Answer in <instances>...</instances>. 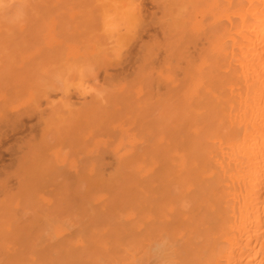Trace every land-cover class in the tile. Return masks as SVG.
<instances>
[{"label": "bare ground", "instance_id": "6f19581e", "mask_svg": "<svg viewBox=\"0 0 264 264\" xmlns=\"http://www.w3.org/2000/svg\"><path fill=\"white\" fill-rule=\"evenodd\" d=\"M106 1L38 76L0 0V264H264V0Z\"/></svg>", "mask_w": 264, "mask_h": 264}, {"label": "rangeland", "instance_id": "374dc122", "mask_svg": "<svg viewBox=\"0 0 264 264\" xmlns=\"http://www.w3.org/2000/svg\"><path fill=\"white\" fill-rule=\"evenodd\" d=\"M37 1H38V2H37ZM39 1H44V2H43V3H42V2L39 3ZM49 1H50V2H49ZM63 1H64V2H63ZM65 1H66V0H62L63 3H65ZM67 1H68V0H67ZM67 1H66V2H67ZM71 1H72V2H71ZM71 1L69 0V1L67 2V4L65 3V4H66V8H67V10H70L68 7L73 6L72 4H73V3H76L75 0H71ZM82 1H83V5H80L79 3L82 2ZM84 1L86 2V4H85ZM90 1L92 2V4H88V6L90 5L88 8H87V2H88V0H80V1L77 0L78 3H76L75 5L79 4V5L81 6V8L79 7V9H82V6H84L83 9H86L85 11H89V14H90V12H91V14H92L91 17H93V16H95V15L98 16L99 13L94 12L95 15H93V14H94L93 11H94V10L96 11L97 8L99 9L100 6H98V5H101V3L99 4V0H98L97 2H96V0H95L96 4H94V0H90ZM101 1L103 2V1H105V0H101ZM107 1H110V0H107ZM107 1H106V2H107ZM26 2H27L28 4H27ZM34 2L36 3L35 5H34ZM45 2H46V0H35V1H34V0H29V1H28V0H24L25 5H27V6H23V7H22V5H24V4H22L21 7H20L19 9H18V7H19L18 4L15 6V8L17 9L18 12H19V10H20L21 8H23V9L25 8V11L27 12V13H26L24 10L21 9L22 12H20V13H23V16L26 17V20H27V21H25V22H21V21L18 22V20H14V21L18 22V26H17V25L14 26V27H15V30H14V27H13V29L11 28L13 32L17 31L16 29H18V34H19V33H20V34H23V36L21 35V38H22V37H25V35H27V34H26V31L23 33V31H21V29H22V30H25V29L28 27L27 22H30L31 19L35 17V16H33L32 18H30V15H29V14L32 13V11H31L32 8H35V7H36V8H39V6H40V8L42 9V11L45 10V12H38V10L40 11L41 9H38V10L36 11V12L39 13V16H40L41 18H39V16L37 15V13H36L35 11H33V13L35 12L34 14L36 15V17H35L34 19H32V22L34 23L33 26H35V27H33L32 25H31V27H33L34 30H35V28H36L35 31H39V30L41 29V31H40V33H39V35H40L41 37H40L39 35H37L38 37H40V39L38 38V39H37L38 41L36 42V41H34L35 39L32 37V33L30 34V32H29L28 34L32 37L31 39H32V40L34 39L33 41L36 42V43H38V44H37L36 46H35V44H33L35 47H33V48L31 47V48H29L28 50H27V47H28V46H27V47L25 46V45L28 44L27 42H24V43H26V44H23L22 46H21V45L19 46L18 43L16 42L14 46H15L16 48H17L18 46H19V47H18L15 51H17L20 47H21V49H24V48H25V49L27 50V51H25V50H21V51H20V49H19L18 51H19L21 54H20L18 51L15 52L16 55H18V53H19V55H18L17 57H18V59L20 60V62H16V61H15V60L17 59L16 55H15L14 53H13V54H14L13 56H12V55H9L10 52L12 53L13 50H12V51H11V50H7V49H8L7 46L10 45V44L8 45V43H10V41H11V40H9L8 38L11 39L12 37H14V36H11V34H12L13 32L11 33V31H10L11 34H9V35H10V36H9V35L6 34V33H9V32H8L9 30H8V31H5L6 33L3 31V32L5 33V36H7L6 39H7L9 42L6 41V40H5V41L3 40L4 42L0 40V44H1V45H0V54H1V55H0V58H3V59H0V60L3 61V63H2V61H0V65H1V66H3V67L6 66V65L8 66V65L10 64V63H8V62H9V61H8L9 58H11V56H12V57L15 56L16 59H15V57H14V58H11V60L13 61V59H15L14 61H15L17 64L13 61V65H12V62L10 61V62H11V66H12L11 68H12L13 70H14L15 68L17 69V70H15V71H18V70L20 69V70H22V73H23V70H26V72L24 71V72H25L24 74H28V75H30V74H29V72H31L30 70H33L34 72H35V70H37V71L39 70L40 72H39V71H38V72H39L40 74H38L37 71H36L35 73H32V72H31V73L34 74V75L37 73L38 76H39V75L42 76V75L44 74L45 70H47L49 67H52L51 64H53V67H54V68L56 67V68H55L56 71H57V67H58L59 65H60V66H59V68H60L61 66H63V64L66 65V63H67L68 61L71 62V64H68V65H66V66L64 65V67H63L64 70H65V69L68 70L69 67H71L72 65L76 64V63L70 58V54H68L69 51H66V50H68L67 47H66V43H68V42H66V41H69V39H71V41H72V39L74 38L73 42H77V41H75V40H76V39L78 40V37H79V40H78V41H79L80 44H82V43L84 42L85 39H83V38L80 37V36H83V35H84L83 37H85V35H86L85 32H86V31H89V32H88V36H90L89 34H90L91 32H90V30H85V28H84L85 26H84V27L82 26V27L84 28L85 31H84V30H79V32H80V34H79V33L77 32L79 27L77 26V28H76V24H74V23H72V22H71V24H70L69 19H70V20H71V19H72V20H76V23L79 24V26H80V24L82 25V23H84V22H85V24H88V23H86V21H84L85 19L81 21L82 23L79 22L80 20H78L79 17H80L79 19H82V18H84V17L86 18V16H84V15H83V17H81L82 14H83L85 11L82 9V11H84V12H83V13H80L81 10L78 11V10H79V9H78V6H79V5H78V6H75V5H74V6L72 7V9H71L70 11H67V12H66L65 9H64L65 7H63V9H64V11H65V12H63V11H62L63 9L61 8V2H60V0H54V2H53V0H52L53 3H51V0H48L49 3L46 2L47 5H46ZM55 2L58 3V4L56 5ZM70 2H71V4H70ZM29 3H31V4L33 3L32 5H30V8H29ZM38 3L41 4V5H38ZM68 3H69V4H68ZM97 3H98V5H97ZM20 4H21V3H20ZM44 4H45L46 6H45ZM48 4H49V7H50V11H51L52 8H54V5H55V7H57V6L59 5L60 8H61V9H60L61 11H58L59 13H57V10H54V14H51L50 11H49V13H48V10H49V9H46V8H49V7H48ZM50 4H51V6H50ZM81 4H82V3H81ZM33 5H34L35 7H34ZM52 5H53V6H52ZM62 5L64 6V4H62ZM68 5H69V6H68ZM85 5H86V6H85ZM91 5H92L93 7H94L95 5H97V8L94 7V8H96V9L93 8L94 10H93V11H90V9H91V7H92ZM59 6H58L56 9H58ZM67 6H68V7H67ZM13 7H14V6H13ZM31 7H32V8H31ZM74 7H76L78 10H77L76 8H74ZM43 8H44V9H43ZM70 8H71V7H70ZM89 8H90V9H89ZM30 9H31V10H30ZM54 9H55V8H54ZM13 10H14L13 8H12V9L10 8L9 12L7 11V12H8V15H7V16H12V15H15V16H16V14H14V11H15V10H14V11H13ZM74 10H76L77 12L74 11ZM91 10H92V9H91ZM17 11H16V12H17ZM30 11H31V12H30ZM46 11H47V12H46ZM72 11H74L75 14L72 15V13H73ZM5 12H6V11H5ZM24 12H25V13H24ZM52 12H53V10H52ZM62 12H63V14H65V16L67 15V16H66L67 18L62 14ZM78 12H79V15H77ZM98 12H99V11H98ZM40 13H43V14L46 13V14H44L45 16H43V14H41V15H42L44 18L48 15V16H47L48 19L46 18L47 20L45 21L44 18L40 15ZM47 13H48V14H47ZM96 13H97V14H96ZM56 14H57V15H56ZM58 14H59V15H58ZM60 14H61V15H60ZM85 14H86V13H85ZM89 14H88V15H89ZM18 15H19V14H18ZM27 15H28V16H27ZM62 15H63V17H62ZM71 15H72V16H71ZM74 15H75V17H77V19H76V18H73ZM76 15H77V16H76ZM23 16H22L21 19H23ZM31 16H32V15H31ZM49 16H50V17H49ZM60 16H61V20H62L63 18H64V19H63L64 21H66V20L68 19L66 22H68L71 26L68 25V27H69L70 30H69L68 28H66V29L69 30V31H67L65 28H64V29L62 28L63 31H62L60 28L57 30V27H58V26H57L56 23H57L58 21H60ZM69 16H70V17H69ZM25 17H24V18H25ZM58 17H59V20L57 19ZM91 17H90V18H91ZM38 18H39L40 21L38 20ZM55 18H56V19H55ZM65 18H66V20H65ZM93 18H94V17H93ZM93 18H92V19H93ZM95 18H96V16H95ZM97 18H98V17H97ZM97 18H96V19H97ZM13 19H14V17H13ZM35 19H37V22H38V21H39L40 23L43 22V24H42V23H41V24H42L43 26H45V29H44L43 26H42V28H41V27H38V28H37L39 22H38V23L35 22V21H36ZM41 19H42V20H41ZM49 19H50V20H49ZM86 19H87V18H86ZM96 19H93L94 22H95ZM6 20H7V19H6ZM24 20H25V19H24ZM24 20H22V21H24ZM29 20H30V21H29ZM34 20H35V21H34ZM57 20H58V21H57ZM72 20H71V21H72ZM77 20H78V21H77ZM88 20H89V19H88ZM93 20H92V22H93ZM9 21L11 22V19H10ZM9 21L7 20L8 23H9ZM44 21H45V22H44ZM51 21H53V22L50 24ZM64 21H63V22L60 21V22H62V24H60V22H59V27H61L60 25H63ZM89 21H91V19H90ZM96 21H97V20H96ZM32 22H30V23H32ZM66 22H65V23H66ZM73 22H74V21H73ZM78 22H79V23H78ZM87 22H88V21H87ZM92 22L89 23V24H90V25H93L94 23H92ZM20 23H21V24H20ZM30 23H29V24H30ZM33 23H32V24H33ZM36 23H37V25H35ZM46 23H47V24H46ZM10 24H14V23H10ZM16 24H17V23H16ZM41 24H40V26H41ZM45 24H46V25H45ZM26 25H27V26H26ZM53 25L56 27V32H55V33H57V34H55L54 32H48V31H47V26H53ZM83 25H84V24H83ZM8 26H9V25H8ZM10 26H11V25H10ZM63 26L65 27L66 24L63 25ZM11 27H12V26H11ZM18 27H19V28H18ZM21 27H22V28H21ZM25 27H26V28H25ZM66 27H67V26H66ZM72 27H73V29L76 28L75 30H77V31L72 30ZM86 27H87V26H86ZM88 27H90V26H88ZM28 28H30V27H28ZM11 29H10V30H11ZM37 29H38V30H37ZM42 29H43V31H42ZM79 29H82V28H79ZM89 29H90V28H89ZM26 30H28V29H26ZM32 30H33V29H32ZM60 30H61V31H60ZM65 30H66V31H65ZM29 31H31V30H29ZM44 31H45V32H44ZM59 31H60V32H59ZM70 31H71V32H70ZM83 31H84V32H83ZM21 32H22V33H21ZM32 32H34V31H32ZM63 32H64V33H63ZM72 32H73V33L75 32V33L73 34ZM76 32H77V33H76ZM81 32L83 33V35H82ZM35 33L38 34V32H35ZM42 33H43V34H42ZM60 33H62V34H64V35H65V33H66V36H64L65 38H64L62 35H61V36H62L63 39L60 38V37H59V36H60V35H59ZM70 33L73 34L74 37H73V35L70 36V35H69ZM84 33H85V34H84ZM14 34H15V33H13V35H14ZM18 34H16V35H18ZM20 34H19V35H20ZM52 34H53V35H52ZM67 34H68V35H67ZM16 35H15V37L17 38L19 35H18V36H16ZM35 35H36V34H35ZM35 35H34V36H35ZM56 35H57V36H56ZM75 35H76V37H75ZM77 35H78V36H77ZM8 36H9V37H8ZM30 36H28V39H26V38H27V37H26L25 40H26V41L28 40V42H29V41L31 42V40H30ZM53 36H54V37H53ZM15 37H14V39H15ZM57 37H58L59 39H58ZM66 37L69 38V39H66ZM2 38H3V37H2ZM21 38H20V39H21ZM35 38H36V37H35ZM75 38H76V39H75ZM130 38H131V37H130ZM4 39H5V38H4ZM41 39H42V41L40 42ZM50 39H51V42L49 41ZM64 39H65V40H64ZM80 39H81V40L83 39V40L81 41ZM127 39H129V38H127ZM12 40H13V38H12ZM16 40L18 41L19 38L16 39ZM16 40H13V43H14ZM22 40H23V39H22ZM52 41H53V42H52ZM60 41H62L63 44H62ZM85 41H86V40H85ZM127 41H128V40H127ZM2 42H3L4 44H6L5 42H7L6 48H5V45H4ZM20 42H22V41H20ZM39 42H40V44H39ZM57 42H58V43H57ZM81 42H82V43H81ZM128 42H130V39H129ZM13 43H11L12 47H13ZM47 43H48L49 46H47ZM59 43H60V44H59ZM77 43H78V42H77ZM43 44H44V45H43ZM2 45H4V46H2ZM16 45H18V46H16ZM28 45H29V44H28ZM30 45H32V43H31ZM39 45H40V46H39ZM58 45H59V46H58ZM63 46H65V48H62ZM57 47H59V48H57ZM127 47H128V45H127ZM37 48H39V49H38L39 52H38ZM46 48H47V49H46ZM53 48L55 49V51H51ZM56 48H57V49H56ZM9 49H10V48H9ZM14 49H15V48H14ZM32 49H34L35 51L37 50V52H38V53L36 52L37 55L35 54L34 50L32 51ZM43 49H46V52H44V53H47L49 49H50L51 52L45 54V57H46V58H44V60H43L41 57H40V59H37V60H36L35 58L40 56L39 53H41V50H43ZM58 49H59L60 51H59ZM5 50L8 51L7 53H5L6 56L9 55L8 60H7V58H6L4 55H3V57H1V56H2V53L4 54ZM30 50H31V51H30ZM62 50H65L66 53H65V52L63 53ZM1 51H2V52H1ZM3 51H4V52H3ZM43 51H44V50H43ZM43 51H42V53H43ZM56 51H57L58 53H57ZM61 51H62V53L64 54V58H63V56L61 55V53L59 54V52H61ZM122 51H123V50H122ZM122 51H121V53H122ZM124 51H125V52H123L121 56H122V58L125 59V58L127 57V54H126L127 48H126V50L124 49ZM22 52H23V53H22ZM26 52H27V53H28V52L31 53V54L33 55V57L35 56V57L32 58V59H33L34 61H36V63L38 64V65L35 64L34 67H32L31 69H29V68H27V67H28V66H29V67H30V66H33L32 64H31V65L28 64L27 67L24 68L25 64L23 63L22 59H23V55L26 54ZM53 52H56V54L53 53ZM44 53H43V54H44ZM50 53H51V55H56V56L58 55V56H60V57H59L60 60L57 59L58 56H57V57L55 56V58L57 59V61L59 60L60 62H57L56 59L54 60L55 62H49V61H51V60H50V59H47V55L50 54ZM124 53H125V54H124ZM38 54H39V55H38ZM67 54H68V55H67ZM66 55H67V56H66ZM123 55H125V56H123ZM4 57H5V58H4ZM43 57H44V56H43ZM50 57L52 58V56H48V58H50ZM62 58H63V59H62ZM18 59H17V60H18ZM66 59H67V60H66ZM69 59H71V60H69ZM4 60H5L6 62L8 61V62H7L8 64L4 65V64H5V61H4ZM33 60H32V61H33ZM40 60H43L44 62H45V60H49V61H48V63L45 62L47 65L45 64L46 66L44 67V64L41 65V64H42V63H41L42 61L40 62ZM64 60L67 61V62L65 63ZM34 61H33V62H34ZM61 61H62V62H61ZM33 62H31V63H33ZM39 62H40V63H39ZM14 63H15V64H14ZM34 63H35V62H34ZM34 63H33V64H34ZM50 63H51V64H50ZM54 63H56V65H54ZM62 63H63V64H62ZM20 64H22V65H20ZM39 64H40V66H39ZM48 64H50V65H48ZM57 64H58V65H57ZM36 65H37V66H36ZM7 66L5 67V69H4L3 67H1V71H2V69H3V71L0 73V77H1V74H3L4 72H6L8 69H10V66H9V67H7ZM13 66H14V67H13ZM22 66H23V67H22ZM38 66H39L40 68H39ZM47 66H48V67H47ZM67 66H68V67H67ZM36 67H38V68L36 69ZM42 67H43V68H42ZM23 68H24V69H23ZM26 68H27L28 70H27ZM46 68H47V69H46ZM59 68H58V69H59ZM63 68H62V69H63ZM88 68H89L88 64H87V66H86V64H85L84 67H83V72H84V73H87L86 71L88 70ZM40 69H41V70H40ZM60 69H61V68H60ZM4 70H6V71H4ZM64 70H63V71H64ZM66 70H65V71H66ZM85 70H86V71H85ZM28 71H29V72H28ZM59 71H60V70H59ZM18 72H19V71H18ZM54 72H55V71H54ZM19 73H21V71H20ZM24 74H23V75H24ZM88 75H89V73L87 74V76H88ZM89 77H90V78H88V77H84V78H83V79L85 80V81H83V84H84V85H83V88H84V87H85V88H88V86L90 87V85H94V83H95L94 81L97 82V80H94V81H93V79L91 78L90 75H89ZM86 78H88V79H86ZM89 79H90V80H89ZM87 81H89V82L87 83ZM49 82H50V83H49ZM49 82H47V83H48L50 86H53L52 84H54V83L52 82V84H51V81H49ZM54 82H55V85H59V86H60V84H62L61 81H54ZM58 82H60V83H58ZM92 82H93V83H92ZM57 83H58V84H57ZM48 84H47V85H48ZM85 84H86V85H85ZM89 84H90V85H89ZM62 85H63V84H62ZM49 88H52V87H49ZM74 95H75V94H74ZM51 96H53L52 93H51ZM51 99H53V98H51ZM54 99H57V98H54ZM64 99H65V100H68L66 97H65ZM45 107H46V106L43 105V108H45Z\"/></svg>", "mask_w": 264, "mask_h": 264}, {"label": "clouds", "instance_id": "9594fccd", "mask_svg": "<svg viewBox=\"0 0 264 264\" xmlns=\"http://www.w3.org/2000/svg\"><path fill=\"white\" fill-rule=\"evenodd\" d=\"M23 13H21L16 19L19 20L22 18Z\"/></svg>", "mask_w": 264, "mask_h": 264}]
</instances>
